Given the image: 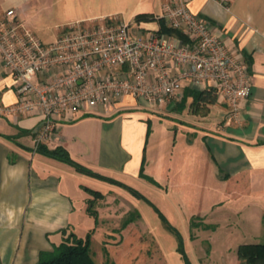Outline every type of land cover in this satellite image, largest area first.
Masks as SVG:
<instances>
[{
    "label": "crops",
    "instance_id": "obj_1",
    "mask_svg": "<svg viewBox=\"0 0 264 264\" xmlns=\"http://www.w3.org/2000/svg\"><path fill=\"white\" fill-rule=\"evenodd\" d=\"M185 1L249 68L252 90L241 102L238 120L229 118L228 106L214 84L193 88L183 82L178 101L162 110L125 98L107 112H66L55 118L54 133L44 145L50 150L62 148L80 165L128 187L151 184V179L167 194L173 183L177 190L188 184L186 189L194 197L212 193L218 200L207 215L197 216L199 220L215 225V232L253 226L258 233L250 244H264V0ZM37 2L0 0V13L13 9L34 32L31 12ZM144 2L145 9L135 17L153 14L160 19L165 0ZM86 20L93 19H77ZM157 21L153 30L159 32ZM191 91L204 93V108L195 111L191 106ZM17 102L13 80L0 63V264H39L42 251L50 252L61 243L63 230L80 238L92 230V237L101 233L106 252L121 248L126 236L143 243L135 234H143L141 217L124 228L121 225L118 242L106 239L100 204H109L122 190L128 205L122 207L129 214L136 210L135 199L124 189L37 153L36 132L42 119L37 112L11 116L3 112ZM84 182L107 187V192L96 191L104 198L96 208L97 224L87 214L92 196L85 189H92ZM229 205L231 216L215 219ZM106 209L107 214L114 210Z\"/></svg>",
    "mask_w": 264,
    "mask_h": 264
},
{
    "label": "built area",
    "instance_id": "obj_2",
    "mask_svg": "<svg viewBox=\"0 0 264 264\" xmlns=\"http://www.w3.org/2000/svg\"><path fill=\"white\" fill-rule=\"evenodd\" d=\"M160 19L188 41L112 16L71 23L44 44L13 9L0 13V63L18 95L3 112H37L39 146L50 140L55 118L66 112H107L125 98L162 110L175 105L188 82L193 88L214 84L229 118L238 120L241 102L252 90L247 64L185 0H165Z\"/></svg>",
    "mask_w": 264,
    "mask_h": 264
},
{
    "label": "rangeland",
    "instance_id": "obj_3",
    "mask_svg": "<svg viewBox=\"0 0 264 264\" xmlns=\"http://www.w3.org/2000/svg\"><path fill=\"white\" fill-rule=\"evenodd\" d=\"M37 3L31 12L34 19L33 33L44 44L55 41L62 29L77 22V19L117 16L121 21L131 23L135 22V15L145 9L144 0H38ZM158 24L157 20L140 22V26L147 31L149 28V31H154ZM151 184L130 186L146 200H139L129 193L131 198L135 199V211L141 217L144 229L143 234H138L137 231L135 234L138 239L139 235L141 236L143 243L135 242L132 236H126L121 248H110L106 252L101 233L98 232L91 237L92 257L97 264H239V245L253 243L252 235L258 233V230L251 226L250 229L247 227L248 230L244 228L246 231L220 229L215 232V225L204 224L197 216L209 213L211 206L218 200L216 196L211 193L205 197H199L197 194L194 197L191 191L186 189L188 184H182L183 187L177 190L174 183L170 184L173 188L167 194ZM84 186L94 191L107 192V187L96 183L84 182ZM117 192L119 194L117 193L109 204H106V201L100 204L103 212L100 220L106 223L105 237L111 243L121 240V225L127 219L136 217L135 211L127 214V207H122V204L127 205L121 196L124 192ZM103 199V195L96 200L92 196L94 210ZM107 207H113L116 211L107 214ZM232 207L229 205L227 210L217 214L215 219L225 221L231 216ZM137 220L138 218L135 221ZM262 233L264 237V230Z\"/></svg>",
    "mask_w": 264,
    "mask_h": 264
},
{
    "label": "trees",
    "instance_id": "obj_4",
    "mask_svg": "<svg viewBox=\"0 0 264 264\" xmlns=\"http://www.w3.org/2000/svg\"><path fill=\"white\" fill-rule=\"evenodd\" d=\"M156 17L157 16L153 14H139L135 17L134 20L137 23L159 20L161 26V29L159 31L160 33L174 36L176 38L184 40L185 42L188 41L187 37L181 31L168 28L163 19H158ZM190 95H192L193 97V103L191 104V106L195 109V111L204 108V106L206 105L204 104V100L206 98L204 97L203 92L191 91ZM36 152L72 166L79 174L109 183L111 185H115L121 189L128 191L131 195L135 196L138 199L146 200L142 195H140L132 188L120 182L105 178L97 173H94L88 168L75 162L62 148L50 150L44 144H41L37 146ZM142 177H144L143 174ZM149 180L153 185L158 186V184H156L153 180ZM85 191L90 193V195L94 197V200L102 198V195L99 192L89 189H85ZM94 200L90 199L88 201L87 214L90 217L94 218L95 223L97 224L98 213L93 209ZM139 217V214H136L135 218L127 219L123 224V228L128 224L134 222L136 218ZM94 231L95 230L90 231L85 238H80L73 232L68 230L61 231V243L59 245H53V249L50 252L42 251L39 255V264H97L94 261L91 253V237ZM237 257L239 264H264V244L240 245L237 249Z\"/></svg>",
    "mask_w": 264,
    "mask_h": 264
}]
</instances>
